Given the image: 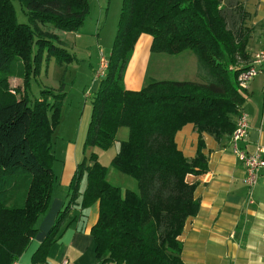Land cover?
Returning <instances> with one entry per match:
<instances>
[{
  "label": "trees",
  "instance_id": "trees-1",
  "mask_svg": "<svg viewBox=\"0 0 264 264\" xmlns=\"http://www.w3.org/2000/svg\"><path fill=\"white\" fill-rule=\"evenodd\" d=\"M21 1L36 30L41 23L73 32L89 13V0ZM235 8L239 22L230 25L225 0H122L107 72L90 99L83 157L67 188L68 201L33 252L31 264H46L83 179L79 208L98 203L90 228L95 264H184L178 237L187 218L199 210L195 185L186 177L208 167L202 134L215 140L230 137L246 100L237 76L251 61L252 32L244 24L249 12L238 1ZM141 34L151 36L152 52L191 50L202 81H151L139 90L126 89L123 72ZM35 35L41 34L17 21L11 0H0V264H15L35 238L57 183L51 133L59 124L65 93L53 101L50 94L56 93L45 89L30 102L27 91L40 71L45 47L40 44L34 52ZM63 50L49 44L47 61L52 55L61 63ZM12 77L22 81L18 97L8 90ZM188 123L199 136L191 159L174 140ZM120 127H127L129 136L110 164L135 180V191L108 182L107 167L94 151L108 150Z\"/></svg>",
  "mask_w": 264,
  "mask_h": 264
},
{
  "label": "crops",
  "instance_id": "crops-1",
  "mask_svg": "<svg viewBox=\"0 0 264 264\" xmlns=\"http://www.w3.org/2000/svg\"><path fill=\"white\" fill-rule=\"evenodd\" d=\"M255 2L254 7L250 6L247 11L255 14L253 23L261 26L255 36L251 34L248 44L249 60L253 53L261 49L262 34L260 32L264 30V0ZM72 33L61 31L57 35L58 43L56 44L67 48L65 40L67 35ZM150 44L151 36L141 34L138 37L123 72V84L126 89L139 90L151 81L199 82L195 54L187 52L188 50L173 55L152 52ZM110 50L111 48L106 52L100 50L98 56L102 51L108 56ZM151 60L158 61L160 64L165 62L166 70H161L159 75L154 73L156 75L154 79L146 81ZM177 62L178 69L175 68ZM100 80L94 77L93 72L83 92L84 100L91 99ZM262 88L264 83L260 76L255 77L244 88L246 100L240 112L248 115L249 127L241 147L249 153H252L258 144H264V89ZM90 113L91 100L88 105L85 102L84 108L78 113L83 122L79 138L76 142L69 141L64 149L66 159L71 166L68 173L65 167L61 170L59 189L62 195H54L53 190L49 209L42 216L40 229L31 241V245L35 243V250L52 226L58 211L68 201L67 188L76 165L80 162L81 156L83 157V144ZM128 134L127 127L118 128L113 145L127 140ZM198 137L194 125L188 123L176 132L174 140L182 154L191 159L196 154ZM202 139L203 153L207 157L208 167L202 174L186 177L189 183L195 185L194 196L199 202V210L195 216L187 218L182 233L178 237L182 243L181 258L184 264H264V175H261L257 183L249 188L243 181L244 168L231 152L230 137L215 140L212 136L203 133ZM94 151L100 162L98 150L94 149ZM73 153H75V160ZM115 153L117 152H114L113 157ZM109 165L111 164L105 165L108 182L123 190H137L135 180L120 172H113ZM84 188L85 180L83 179L79 185V195L59 227L55 242L48 249L46 264H60L62 259H67L68 264L96 263L95 242L90 235V228L98 216V203L95 202L84 210L79 208L80 194ZM32 252L21 256L15 264H31Z\"/></svg>",
  "mask_w": 264,
  "mask_h": 264
},
{
  "label": "rangeland",
  "instance_id": "rangeland-1",
  "mask_svg": "<svg viewBox=\"0 0 264 264\" xmlns=\"http://www.w3.org/2000/svg\"><path fill=\"white\" fill-rule=\"evenodd\" d=\"M225 1L227 2L228 6V21L231 25L234 22H239L238 16H236L235 14L236 1L242 3L244 10H247V8L249 10L250 6L254 7L256 3L255 1L257 0ZM121 3L122 0H89V13L87 17L77 27V29L73 31L72 34H69L66 37L65 41L67 42V48H64L65 51L63 50V59H61V63L56 60L55 56L51 55L49 58L50 63L48 64L47 54L49 44L58 43L56 42L58 41L56 39H58L57 35L61 33V31L53 27L51 24L41 23H36L38 27L36 30L35 25L33 24L27 13L25 3H23L21 0H11V4L17 16V21L19 23L30 25L33 31L40 32L41 34L39 36H34V52L38 51L40 44H42V46H45L40 71L33 76L31 80V87L27 91L30 102L33 103L38 97H40L42 95L41 91L45 89L54 88L53 93L56 94H50L53 98V101L54 99L55 101L59 99L58 97L60 93H66L63 96L60 104L59 124L51 133L52 151L55 157V161L53 162L54 164L52 167L55 174L58 176L57 183H55L54 187V195L56 196L62 195L59 189V177L61 175V170L63 167H65L68 173L69 167L71 166V164L69 165V161L66 159L64 149L69 141L76 142L79 138L83 122L82 118H79L78 113L81 112V110L84 108L85 102L87 105L90 102V99L88 98L84 100L83 92L87 88L91 76L98 66V52L100 50L106 52L112 46L117 29ZM254 16L255 14L249 13V17L246 18L244 24L252 32L251 34L255 36L258 30H260L261 25L259 26V24L253 23L255 21ZM260 34H262V32H260ZM43 40L46 42H44ZM187 52H191L192 54H194L191 50H188ZM178 65L179 64L177 62L175 66L176 69L179 68ZM47 68H49L48 71ZM161 70H166V63L162 62V64H160V62L158 61L151 60L148 66L146 81H151V79H154L153 77L156 76L154 73H157L159 75ZM200 81H202V78L199 73V82ZM21 87V79L16 77L10 78L8 90L10 92L14 91L15 97H18L19 94L22 93ZM46 95L47 94H43V97H46ZM119 146L120 142L116 145L114 144L112 147H110V149L106 151H102L98 148L95 149L99 152L100 163L104 166L111 163V160L113 158L112 155L115 151H118ZM73 159L75 160V153H73ZM81 159L82 156L80 160ZM109 168H111L110 170H112L113 172H118L111 165H109ZM110 179L112 180L113 178L110 177ZM42 216L39 218L37 223L38 229H40V223L43 218ZM31 243L22 253V256H25V254L30 251H35V243L32 245Z\"/></svg>",
  "mask_w": 264,
  "mask_h": 264
},
{
  "label": "built area",
  "instance_id": "built-area-1",
  "mask_svg": "<svg viewBox=\"0 0 264 264\" xmlns=\"http://www.w3.org/2000/svg\"><path fill=\"white\" fill-rule=\"evenodd\" d=\"M108 67V56L103 52L99 54L98 66L94 70V77L101 79L106 75ZM260 76L264 83V30H262V47L253 53L250 63L242 69L238 76L237 82L240 87L245 88L247 84L255 77ZM264 89V88H262ZM14 93L13 91H11ZM89 96V94H86ZM249 127V117L246 113L240 112L235 120L234 130L230 135V149L235 158L244 168L245 184L253 187L259 177L264 175V144H258L252 153L245 151L241 147V142L245 139ZM60 264H68L67 259H62Z\"/></svg>",
  "mask_w": 264,
  "mask_h": 264
}]
</instances>
